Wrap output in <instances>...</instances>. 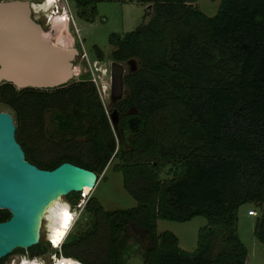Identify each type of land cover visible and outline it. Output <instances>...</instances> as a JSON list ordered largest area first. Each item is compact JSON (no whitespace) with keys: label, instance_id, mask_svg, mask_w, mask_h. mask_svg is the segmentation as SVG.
<instances>
[{"label":"trees","instance_id":"16d2710c","mask_svg":"<svg viewBox=\"0 0 264 264\" xmlns=\"http://www.w3.org/2000/svg\"><path fill=\"white\" fill-rule=\"evenodd\" d=\"M97 1L73 0L78 17L92 22ZM147 3L145 23L109 37L111 60L137 61L112 107L116 128L112 108L82 80L46 90L2 83L0 105L15 116L27 161L46 170L70 162L98 180L115 160L113 170L136 201L106 210L95 197L85 200L90 228L64 240L57 254L82 264H123L133 240L143 264H246L236 226L241 205L259 210L254 236L264 244V0H219L212 16L197 0ZM46 113L58 138L45 133ZM67 197L75 204L80 193ZM196 216L208 226L192 252L179 248L174 233L157 231L158 220ZM9 217L0 209V222ZM47 246L40 240L26 253L41 256Z\"/></svg>","mask_w":264,"mask_h":264},{"label":"water","instance_id":"95a60500","mask_svg":"<svg viewBox=\"0 0 264 264\" xmlns=\"http://www.w3.org/2000/svg\"><path fill=\"white\" fill-rule=\"evenodd\" d=\"M78 55L75 46H63L45 35L32 17L29 0H0V84L11 83L17 89L57 88L72 79ZM126 64L127 73L137 69L136 59ZM124 73L121 63H111L112 107L123 97ZM109 121L117 127L115 108ZM97 181L95 172L70 162L46 170L27 161L15 137L13 118L0 111V209L10 213L9 219L0 222V259L41 240L44 213L51 203L71 192L86 196Z\"/></svg>","mask_w":264,"mask_h":264},{"label":"rangeland","instance_id":"374dc122","mask_svg":"<svg viewBox=\"0 0 264 264\" xmlns=\"http://www.w3.org/2000/svg\"><path fill=\"white\" fill-rule=\"evenodd\" d=\"M34 4L42 5L41 0H33ZM147 0H101L95 3L96 15L92 22H87L78 17L73 0H66L67 15L70 17L69 28L66 31L75 40L74 46L78 49L79 55L73 61L74 75L70 81H87L92 83L100 97L104 108L109 111L112 106L110 103V53L113 47L109 43L112 33L124 35L135 29L139 24L145 23L148 17H144L148 7ZM199 9L208 16H212L217 11L219 0H197ZM37 19V18H36ZM43 24L44 33H54L51 25L42 17L38 18ZM52 30V32H51ZM98 55H101V59ZM120 63V62H119ZM124 67V74L128 71L126 62H121ZM0 111L10 113L13 123L16 126L15 116L11 110L0 105ZM109 116V115H108ZM45 133L52 138H58L59 133L50 113L45 115ZM116 161H112L103 171L104 177H99L95 188L86 196L80 194L79 199H75V204L65 196L62 200L66 201L69 208V215L72 219L68 222L67 231L64 234L65 241L71 236H78L91 226V217L83 209V203L90 197H95L106 210L131 208L136 205L135 199L127 193L122 183L121 172L113 170L112 166ZM167 169V168H166ZM166 169L164 171H166ZM162 171V175L164 173ZM254 211L255 214L250 212ZM259 210L251 203L243 204L238 209L237 214V234L239 239L247 249L246 264H264V244L259 242L254 236V226ZM208 226L207 220L202 216H196L187 222H173L167 220L157 221V231H170L178 238V246L184 251L192 252L197 246V234L199 229ZM44 221L41 228V240L48 242V251L42 254L39 261L41 264L53 263L51 254L58 252L52 250L47 239ZM63 238V239H64ZM129 256H124L123 264H143L140 252L141 246L129 241ZM26 250L15 251L9 254L1 264H10L12 260L18 262ZM43 258V259H42Z\"/></svg>","mask_w":264,"mask_h":264},{"label":"bare ground","instance_id":"6f19581e","mask_svg":"<svg viewBox=\"0 0 264 264\" xmlns=\"http://www.w3.org/2000/svg\"><path fill=\"white\" fill-rule=\"evenodd\" d=\"M32 12L35 13L39 18L44 17L47 23L51 25V28L55 31L54 33H45V35L55 40L58 44L63 46H74L75 40L70 36L66 28H69L70 18L67 15L66 3L62 0H43L42 5L31 6ZM86 192V191H85ZM84 192V193H85ZM72 219L69 215V208L66 201L59 199L51 203L44 213V227L47 232V239L52 246L59 247L64 242V234L68 228V222ZM64 238V239H63ZM21 259L14 264H30L27 260ZM11 264V263H10ZM47 264V263H46ZM48 264H77L73 259L64 257H54V263Z\"/></svg>","mask_w":264,"mask_h":264},{"label":"clouds","instance_id":"9594fccd","mask_svg":"<svg viewBox=\"0 0 264 264\" xmlns=\"http://www.w3.org/2000/svg\"><path fill=\"white\" fill-rule=\"evenodd\" d=\"M62 1H64V0H62ZM48 241H49V240H48ZM50 245H51L52 250L55 251L56 249H58V252H59L62 243L59 245L58 248H55L54 246H52V244H50ZM58 252H54L53 254H56V256H59V254H57ZM51 255H52V254H51ZM28 256H29V255H28ZM63 257H64V256H63ZM65 258H67V257H65ZM27 259H28V262H29L30 264H41V261H39V260L36 258V256H33V257L29 256ZM73 259H74V258H73ZM76 263H77V264H81V262L78 261L77 259H76Z\"/></svg>","mask_w":264,"mask_h":264},{"label":"built area","instance_id":"2783aa9c","mask_svg":"<svg viewBox=\"0 0 264 264\" xmlns=\"http://www.w3.org/2000/svg\"><path fill=\"white\" fill-rule=\"evenodd\" d=\"M64 2H65V1H64ZM33 4H34V1H30V5L32 6ZM32 13H33V12H32ZM33 14H35V13H33ZM69 18H70V17H69ZM250 213H251V214H255L254 211H251ZM55 256H56V254H52V255H51V259H52L53 261H54V257H55ZM28 257H29L28 254L24 255V256L21 258L20 263H22L23 260H27V261H28V259H27ZM39 257L41 258V256H36L37 259H39ZM58 257H62V255L59 254ZM42 259H43V258H42ZM14 261H15V260H12L10 263H11V264H14ZM74 261L76 262V259H74ZM53 263H54V262H53ZM81 264H82V263H81Z\"/></svg>","mask_w":264,"mask_h":264},{"label":"flooded vegetation","instance_id":"af4514ba","mask_svg":"<svg viewBox=\"0 0 264 264\" xmlns=\"http://www.w3.org/2000/svg\"><path fill=\"white\" fill-rule=\"evenodd\" d=\"M29 1H33V0H29ZM40 2H43V0H41ZM32 17L34 18L35 21L39 22L43 27V24L39 20H37L39 18L38 16H36L35 14L32 13Z\"/></svg>","mask_w":264,"mask_h":264},{"label":"crops","instance_id":"0c3cea01","mask_svg":"<svg viewBox=\"0 0 264 264\" xmlns=\"http://www.w3.org/2000/svg\"><path fill=\"white\" fill-rule=\"evenodd\" d=\"M65 1V3H66V0H64ZM55 32V31H54ZM68 258V257H67Z\"/></svg>","mask_w":264,"mask_h":264}]
</instances>
